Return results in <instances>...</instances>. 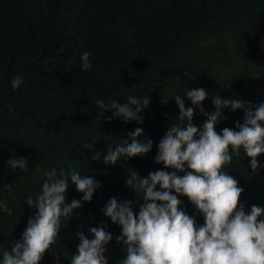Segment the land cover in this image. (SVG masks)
<instances>
[{"label": "trees", "instance_id": "obj_1", "mask_svg": "<svg viewBox=\"0 0 264 264\" xmlns=\"http://www.w3.org/2000/svg\"><path fill=\"white\" fill-rule=\"evenodd\" d=\"M84 52L90 53L91 71L82 68ZM17 76L23 83L14 90ZM199 87L209 94L206 112L215 110L216 96L264 103V0H0V201L12 209L11 215L0 210V259L35 215L26 198L40 192L43 173L71 168L102 186L72 219H62L57 243L40 264H71L80 243L75 234L82 230L93 238L89 228L102 224L113 235L108 262L120 264L126 256L116 239L121 227L102 209L116 197L132 200L138 213L144 201L137 202L126 184L128 173L174 171L155 163L157 145L179 115L174 97L184 96L186 107H194L186 91ZM127 96L150 97L142 125L113 117L115 110L102 114L95 103H126ZM223 115L218 132L238 130L236 121L243 123L245 113L225 109ZM206 119L197 107L193 123L199 127ZM137 127L144 129L138 139L154 141L145 156L111 165L92 160L93 150L82 148L93 143L106 155L109 145L115 149ZM12 156L25 158L28 168L13 170L7 163ZM257 159L253 173L241 149L226 166L244 189L246 211L254 204L264 208V154ZM82 196L70 182L67 202ZM179 199L181 209L203 225L188 198Z\"/></svg>", "mask_w": 264, "mask_h": 264}, {"label": "clouds", "instance_id": "obj_2", "mask_svg": "<svg viewBox=\"0 0 264 264\" xmlns=\"http://www.w3.org/2000/svg\"><path fill=\"white\" fill-rule=\"evenodd\" d=\"M89 56V52H84L80 57L84 71L92 70ZM22 83V78L17 76L11 86L16 90ZM208 95L203 87L186 91L194 107H186L184 96L174 97L179 115L173 117L175 123L157 145L154 157L156 164L174 171H151L147 177L128 173L126 184L136 193L137 202L144 201L139 204L138 213L132 200L121 202L116 197L110 198L102 209L106 217L121 227L116 239L125 246L126 256L120 264H264V220L260 219L264 208L254 204L246 211L240 202L244 189L226 171L233 155H241V149L250 158L252 172L258 171L257 157L264 154V103L252 105L216 96L213 97L215 110L206 112L203 102ZM126 98V103L117 99L107 104L97 99L95 103L102 114L115 110L113 117L142 125L140 113L149 106L150 97ZM197 107L207 117L199 127L193 123ZM225 109L233 112L243 109V123L236 121L238 130L229 127L216 130L217 124L226 118ZM143 132V127H137L115 149L109 145L106 155L94 151L93 143L82 144V148L93 150L92 160L116 165L121 158L145 156L152 150V139H138ZM7 163L13 170L28 168L23 157L12 156ZM43 175L40 192L35 198L32 195L26 198L27 205L37 211L28 219L21 239L12 242L10 251L3 252L0 264H40L45 253L57 243L62 219H72L74 210L82 202H91L95 191L102 186L93 177L71 168H59V171L53 168ZM70 182L83 196L69 203L66 193ZM179 196L187 197L195 206L204 218L203 225L198 226L196 219L181 209ZM0 210L12 214L3 201ZM89 232L93 238L82 230L75 234L80 243L78 254L71 255V264H109L105 253L106 245L113 239L112 233L103 224L90 227Z\"/></svg>", "mask_w": 264, "mask_h": 264}]
</instances>
